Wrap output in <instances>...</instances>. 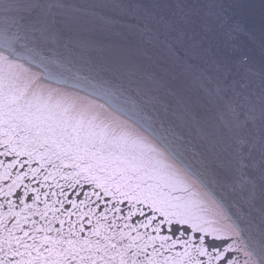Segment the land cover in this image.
I'll use <instances>...</instances> for the list:
<instances>
[{
	"label": "snow or ice",
	"instance_id": "1",
	"mask_svg": "<svg viewBox=\"0 0 264 264\" xmlns=\"http://www.w3.org/2000/svg\"><path fill=\"white\" fill-rule=\"evenodd\" d=\"M240 7L0 0V264H264Z\"/></svg>",
	"mask_w": 264,
	"mask_h": 264
},
{
	"label": "water",
	"instance_id": "2",
	"mask_svg": "<svg viewBox=\"0 0 264 264\" xmlns=\"http://www.w3.org/2000/svg\"><path fill=\"white\" fill-rule=\"evenodd\" d=\"M226 2L242 5L234 10L237 13V18L242 19L246 26L259 36L261 20L264 17V0H226ZM253 55L258 58V51H254Z\"/></svg>",
	"mask_w": 264,
	"mask_h": 264
}]
</instances>
